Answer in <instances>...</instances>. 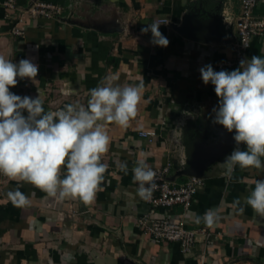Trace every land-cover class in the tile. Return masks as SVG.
I'll use <instances>...</instances> for the list:
<instances>
[{"label":"crops","instance_id":"0c3cea01","mask_svg":"<svg viewBox=\"0 0 264 264\" xmlns=\"http://www.w3.org/2000/svg\"><path fill=\"white\" fill-rule=\"evenodd\" d=\"M3 1L0 55L38 65L36 78H17L11 92L40 96L45 111H54L76 101L86 105L89 90L106 77H116L113 82L122 86L142 81L144 87L129 126H105L110 147L102 163L107 170L91 204L58 201L6 177L0 188V264H264V217L245 201L255 180H264V170L237 167L226 176L220 163L236 144L204 170L203 184L186 210L150 206L137 195L132 174L138 160L150 167L168 162L167 178L181 182L187 175L179 171L197 158L196 150L217 134L231 133L214 123L219 98L199 71L208 64L215 71L238 68L216 65L231 56V42L199 40L178 28L228 38L235 33L239 0H15L12 17L6 16ZM35 1L59 4L61 12L54 18L29 16L24 9ZM254 12L264 17V0H257ZM20 15L23 35L17 37L10 29ZM153 22L160 24L167 47L152 44L150 31L141 32ZM254 55L264 57V35L251 39L246 58ZM239 147L246 150L244 144ZM122 162L127 174L120 170ZM17 187L29 196L30 206L15 207L7 198ZM237 198L243 212L233 206ZM216 208L220 220L213 227L195 223V216ZM143 214L182 219L198 229L191 251L153 240L136 224Z\"/></svg>","mask_w":264,"mask_h":264},{"label":"clouds","instance_id":"9594fccd","mask_svg":"<svg viewBox=\"0 0 264 264\" xmlns=\"http://www.w3.org/2000/svg\"><path fill=\"white\" fill-rule=\"evenodd\" d=\"M159 26L153 22L141 32L150 31L152 44L167 47L169 41ZM199 71L204 84L214 85L219 98L218 107L213 108L214 123L235 132L236 147L220 163L225 175L230 178L237 167L264 170V57L242 59L232 71H215L211 64ZM37 74L38 65L31 60L14 63L0 55V175L31 184L58 201L71 198L91 204L107 170L102 163L110 147L105 126H129L137 116L144 84L141 81L122 86L113 82L116 77H106L89 90L86 105L76 101L45 111L40 96L22 97L10 91L17 85V78L34 80ZM68 94L75 95V90L69 89ZM241 144L246 145V150L240 149ZM119 167L127 174L126 162ZM132 174L138 184L137 195L150 199L157 188L155 171L145 160H138ZM7 198L18 208L31 204L19 187L8 191ZM245 201L258 216L264 217V180H255ZM239 204L237 198L233 206L243 212ZM219 220L218 208L195 216V223L209 228Z\"/></svg>","mask_w":264,"mask_h":264},{"label":"built area","instance_id":"2783aa9c","mask_svg":"<svg viewBox=\"0 0 264 264\" xmlns=\"http://www.w3.org/2000/svg\"><path fill=\"white\" fill-rule=\"evenodd\" d=\"M257 0H239L240 10L235 22L234 40L231 42L232 54L217 62V67L222 69L233 65H240V61L246 58V50L254 37L264 35V17L255 14ZM3 5L8 9L7 17H12L17 9L15 0H4ZM24 11L32 17L42 16L45 18L57 17L61 12L59 4L35 1ZM21 15L12 19L11 32L15 36H22L23 29L19 23ZM158 21L167 22L161 18ZM148 134H153L151 131ZM170 164L168 162L160 166L151 167L156 173L157 188L153 191L150 199L145 200L152 207H171L179 205L183 210L190 207L197 188L203 184V177L187 176L181 182H174L167 178ZM6 179L0 175V188ZM136 224L155 241L176 242L182 252L191 251L198 229L189 228L182 219L171 217H151L143 214L137 217ZM204 231V229H200Z\"/></svg>","mask_w":264,"mask_h":264},{"label":"water","instance_id":"95a60500","mask_svg":"<svg viewBox=\"0 0 264 264\" xmlns=\"http://www.w3.org/2000/svg\"><path fill=\"white\" fill-rule=\"evenodd\" d=\"M178 30L193 38L204 40V41L208 40L209 42H212V43H216V42L228 43V42H232L235 38L233 32L230 34V37L222 38L218 36L216 33L211 32V31L209 33H207V31L205 32L200 31V32L194 33L192 31H187V29H183L181 27L178 28ZM234 135H235L234 131L231 132L229 135H224V134L215 135L213 137L215 139H213L212 142L206 145L203 144L201 146L202 149L196 150L197 158L194 161H192L191 164L181 169L179 173L185 174L187 176H196V177L203 176L204 170L214 160L226 154L228 150L236 144V142L233 139ZM198 136L200 137V135ZM207 142H209V139H207Z\"/></svg>","mask_w":264,"mask_h":264}]
</instances>
